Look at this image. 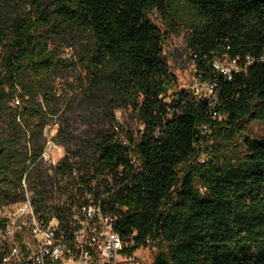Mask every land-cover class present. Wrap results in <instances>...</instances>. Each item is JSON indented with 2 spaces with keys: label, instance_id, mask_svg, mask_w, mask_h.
Returning <instances> with one entry per match:
<instances>
[{
  "label": "trees",
  "instance_id": "1",
  "mask_svg": "<svg viewBox=\"0 0 264 264\" xmlns=\"http://www.w3.org/2000/svg\"><path fill=\"white\" fill-rule=\"evenodd\" d=\"M12 1L0 0V207L29 191L38 213L64 220L73 204L101 200L126 252L155 247L151 264H264V131L251 128H264V0H32L16 11ZM154 10L190 32L216 105L170 91ZM68 36L83 41L86 85L112 125L83 140V166L64 156L55 177L69 182L54 186L40 156L56 81L77 64L57 45ZM225 59L238 61L230 79L214 65ZM56 195L67 203L49 205Z\"/></svg>",
  "mask_w": 264,
  "mask_h": 264
},
{
  "label": "built area",
  "instance_id": "2",
  "mask_svg": "<svg viewBox=\"0 0 264 264\" xmlns=\"http://www.w3.org/2000/svg\"><path fill=\"white\" fill-rule=\"evenodd\" d=\"M227 62L216 60L214 65L230 79L239 65L237 59ZM190 89L213 106L217 104L215 82L196 77ZM123 143L130 144L127 140ZM51 147L48 142L41 160H51ZM23 186L27 188L26 178ZM0 218L4 220L0 264H147L136 254L139 249L126 252L127 244L116 230L118 216L107 213L101 200L75 203L69 217L59 220L38 213L31 192L26 191L22 201L0 207Z\"/></svg>",
  "mask_w": 264,
  "mask_h": 264
},
{
  "label": "rangeland",
  "instance_id": "3",
  "mask_svg": "<svg viewBox=\"0 0 264 264\" xmlns=\"http://www.w3.org/2000/svg\"><path fill=\"white\" fill-rule=\"evenodd\" d=\"M31 1L13 0L11 9L13 11L29 9ZM150 17L165 35L163 54L176 77V81L170 91L175 92L191 88L196 81L197 66L188 45L190 32L184 27H181L178 31H172L157 10H154ZM81 42L83 41L79 40L77 42L74 38L68 36L64 40L58 41L57 44L62 55L74 58L77 64L56 81L51 108L56 109L57 112L50 115V122L44 128L46 146L48 142H51L50 151L52 153L51 160L44 161L41 170L44 174L54 179V186H66L69 182L67 177L63 179L55 177V168L64 156H71L73 161H77L78 165L83 166V161H90L88 153L83 156L78 152L80 147L83 146V140L92 138L96 129L109 128L112 125V114L109 107L99 97L91 94L90 89L86 85L85 66L79 61L82 48ZM227 61L228 59H225L223 63L226 64L228 63ZM117 114L122 118L125 116L126 120H131L129 112L123 114L121 111H117ZM63 127L69 128V132L73 136H59V129ZM251 128L254 133L259 135L264 131L263 126L259 123L253 124ZM236 144L240 149H245L242 139L238 140ZM66 200V195H56V198L50 200L48 204L51 206L63 205ZM155 250V247L141 248L136 254L144 259L147 264H151Z\"/></svg>",
  "mask_w": 264,
  "mask_h": 264
}]
</instances>
